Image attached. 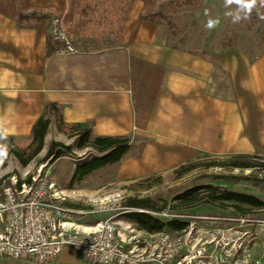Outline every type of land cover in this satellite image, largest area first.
Returning a JSON list of instances; mask_svg holds the SVG:
<instances>
[{
  "label": "crops",
  "instance_id": "obj_1",
  "mask_svg": "<svg viewBox=\"0 0 264 264\" xmlns=\"http://www.w3.org/2000/svg\"><path fill=\"white\" fill-rule=\"evenodd\" d=\"M30 1L43 12L66 6V0ZM143 11L136 0L119 33L70 34L81 50L74 55H48L49 18L23 28L0 13V146L7 148L10 138L26 141L47 104L57 103L66 122L90 124L93 137L135 133L146 161L264 156V42L256 56L231 48L207 54L170 44ZM57 128L53 117L42 158L53 140L61 141L50 137ZM10 261L34 264L0 258ZM52 264L90 263L67 247Z\"/></svg>",
  "mask_w": 264,
  "mask_h": 264
},
{
  "label": "rangeland",
  "instance_id": "obj_2",
  "mask_svg": "<svg viewBox=\"0 0 264 264\" xmlns=\"http://www.w3.org/2000/svg\"><path fill=\"white\" fill-rule=\"evenodd\" d=\"M157 0L156 8L162 9L172 26L163 21L159 23L167 35L168 42L185 48L200 50L207 54H218L226 48L243 50L252 56L261 52L264 42V9L260 0L249 12L242 4L235 0ZM214 26L207 27L209 21ZM246 49V50H244ZM238 52V51H236ZM219 72V71H218ZM217 72V73H218ZM222 82V72L217 74ZM221 87L223 84L221 83ZM58 129V128H57ZM54 131L50 137L59 138L64 144H72L73 139L67 135ZM134 135V136H133ZM133 145L129 154L121 163L96 172L80 183L71 185L72 174L75 169V158L65 157L53 164L42 162L41 156L45 150L27 167L9 154V146L3 147L6 154L0 156V163L8 158V165L0 171V187L9 176L21 175L27 171H34L41 163L52 166V178L64 190L67 196V205L76 210L75 219L80 223L96 224L97 222L112 220L119 228L124 229L128 236H137L141 253L144 257L150 251L156 250V255L162 253V238H167L168 254L177 258L180 248L179 237L185 245L190 244L186 239L187 232H178L165 229L158 236L138 229V227L122 216L130 198H148L156 208H164L163 212L170 216L154 215L164 221L177 219L192 222L195 229L193 235L203 236L206 231H225L230 228L226 236L230 239V247L243 243L253 258H264V209L244 208L241 211L233 207L222 208L209 203H202L193 208L176 210L174 198L176 194L195 186L215 184L233 191L255 195L264 201V156L254 159L256 167L253 169H235L231 167H210L214 162L228 161L230 157H218L201 153L193 162L187 164H165L154 162L152 158L146 161L142 141L131 136ZM85 151L75 150L77 156ZM234 156V155H233ZM187 165L195 166L189 172L181 174L178 171ZM171 166H174L170 168ZM85 214V215H84ZM245 216L249 222L210 221L212 218H226L232 220ZM208 219V220H207ZM183 244V246H184ZM130 248V246L128 247ZM165 255V251L163 252ZM161 258L154 261L161 263ZM140 263H143L140 261ZM5 264H21L6 262Z\"/></svg>",
  "mask_w": 264,
  "mask_h": 264
},
{
  "label": "built area",
  "instance_id": "obj_3",
  "mask_svg": "<svg viewBox=\"0 0 264 264\" xmlns=\"http://www.w3.org/2000/svg\"><path fill=\"white\" fill-rule=\"evenodd\" d=\"M45 12L50 16L49 37L55 45V53H79L81 50L67 30L66 8H51ZM48 164L41 163L32 172L3 180L0 187V258L52 264L65 248L71 247L90 264H138L160 258L162 264H264V258H253L243 248V243L237 246L239 239L230 247V239L226 236L230 228L222 232L208 230L203 236L201 233L193 235L195 229L191 227L194 224L188 221V227L178 234L187 232L186 239L190 244L185 245L182 236L178 238L177 258L165 250L168 247L165 237L162 238V253L156 255L154 250L144 257V253L139 252L137 236H128L116 222L107 220L89 225L78 222L75 219L78 212L67 205V196L52 178V166ZM158 214L170 216L166 212ZM210 221L244 224L250 220L243 216L232 220L212 218Z\"/></svg>",
  "mask_w": 264,
  "mask_h": 264
},
{
  "label": "trees",
  "instance_id": "obj_4",
  "mask_svg": "<svg viewBox=\"0 0 264 264\" xmlns=\"http://www.w3.org/2000/svg\"><path fill=\"white\" fill-rule=\"evenodd\" d=\"M136 0H68L65 21L68 25V33L93 39L101 38L105 33L121 32L126 24L133 4ZM144 11L142 17L159 23L165 21L169 27L172 21L167 18L162 9L156 8L157 0H142ZM192 0H187L190 3ZM64 8V9H65ZM264 9V5H263ZM0 13L15 18L23 28H32L40 20L49 18L45 11L35 10L30 0H0ZM79 16L78 23H74ZM264 18V14H263ZM70 26V27H69ZM55 52V45L49 38L48 55ZM56 118L60 133L73 139L72 144H64L53 140L42 162L54 163L65 158H75V169L71 178V185L80 183L96 172L107 167L117 165L129 154L133 145L131 138L125 136H98L93 137L92 128L88 123H68L62 115V108L57 103L47 104L44 113L38 118L32 128L31 135L24 142L9 139V154H12L19 163L27 167L43 151L45 139L49 132L52 119ZM75 150L87 152L77 156ZM258 156L249 154L234 155L228 161L214 162L210 167H231L235 169H253L257 165L254 159ZM8 158L0 163V171L8 165ZM195 166H183L178 172H189ZM264 169V165H262ZM177 206L173 209H189L202 203L213 204L222 208L233 207L237 211L244 208L264 209V201L259 197L223 188L215 184L199 185L188 188L174 198ZM122 212L125 220L134 223L139 230L157 234L165 229L182 231L189 225L187 221L172 219L164 221L152 214L163 212L164 208H156L152 200L148 198H130Z\"/></svg>",
  "mask_w": 264,
  "mask_h": 264
},
{
  "label": "clouds",
  "instance_id": "obj_5",
  "mask_svg": "<svg viewBox=\"0 0 264 264\" xmlns=\"http://www.w3.org/2000/svg\"><path fill=\"white\" fill-rule=\"evenodd\" d=\"M233 0H228V3H232ZM237 4H242L245 9H247L249 12L252 10V8L257 4V0H235ZM260 3L264 5V0H260ZM214 26L213 21H209L207 27L211 28ZM6 152L3 148V146H0V156L5 155Z\"/></svg>",
  "mask_w": 264,
  "mask_h": 264
}]
</instances>
